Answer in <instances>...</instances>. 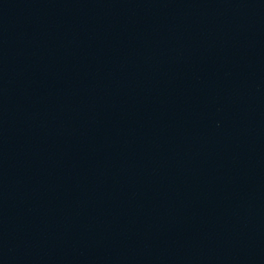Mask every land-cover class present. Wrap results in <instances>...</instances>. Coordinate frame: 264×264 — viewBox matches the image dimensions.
<instances>
[{"label":"water","instance_id":"water-1","mask_svg":"<svg viewBox=\"0 0 264 264\" xmlns=\"http://www.w3.org/2000/svg\"><path fill=\"white\" fill-rule=\"evenodd\" d=\"M0 264H264V0H0Z\"/></svg>","mask_w":264,"mask_h":264}]
</instances>
